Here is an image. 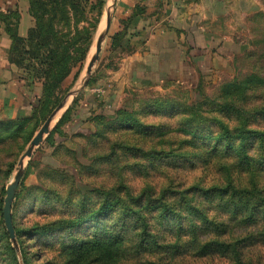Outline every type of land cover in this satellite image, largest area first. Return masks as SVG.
<instances>
[{
    "label": "rangeland",
    "instance_id": "1",
    "mask_svg": "<svg viewBox=\"0 0 264 264\" xmlns=\"http://www.w3.org/2000/svg\"><path fill=\"white\" fill-rule=\"evenodd\" d=\"M22 1L31 3L33 25L16 53L19 69L41 79L47 65H55L54 78L61 69L69 73L51 80L34 117H14L0 108V264H157L159 252L140 249L138 234L121 245L113 262L82 258L75 245L128 235L133 228L129 231L132 221L122 217L124 203L147 195L164 200L170 187L190 201L194 193L186 195L188 189L209 188L221 169L234 167L223 159L224 141L214 137L224 127L264 129V110L252 113L264 104V11L244 20L234 37L242 43L241 53L216 78L143 90L128 86L112 99L107 74L119 60L109 52L110 0H102V9L100 0ZM90 99L98 110L87 117ZM69 100L35 147L49 117ZM78 109L80 120L64 127L65 119L55 129ZM112 198L120 203L94 215ZM174 222L171 217L157 224L163 230ZM171 264L226 263L184 254Z\"/></svg>",
    "mask_w": 264,
    "mask_h": 264
},
{
    "label": "crops",
    "instance_id": "2",
    "mask_svg": "<svg viewBox=\"0 0 264 264\" xmlns=\"http://www.w3.org/2000/svg\"><path fill=\"white\" fill-rule=\"evenodd\" d=\"M108 7L109 52L119 60L107 74L113 99L128 86L216 78L241 53L234 37L245 19L264 11V0H110ZM29 9L22 0H0V108L14 117L30 116L42 94V85H29L19 69L7 31L17 27L24 38L33 25ZM91 99L87 117L98 110ZM79 109L71 123L82 118Z\"/></svg>",
    "mask_w": 264,
    "mask_h": 264
},
{
    "label": "trees",
    "instance_id": "3",
    "mask_svg": "<svg viewBox=\"0 0 264 264\" xmlns=\"http://www.w3.org/2000/svg\"><path fill=\"white\" fill-rule=\"evenodd\" d=\"M103 6L104 2L100 0L98 9ZM7 31L12 39L11 51L16 59L19 44L25 42L19 36L17 27L8 28ZM85 56L86 49L82 54L83 59ZM16 61L19 65V61ZM47 66L45 79L22 71L29 85L38 82L42 85L40 102L32 108L30 117H34L43 98L48 95L51 80L65 78L69 73L68 69H61L54 78L52 72L55 71V65ZM262 110L264 104L256 107L252 113ZM65 119L64 127L72 121L68 116L63 117L55 129L61 127ZM260 125L264 127V122ZM245 127L235 129L234 132L224 127L223 134L214 137L224 141L223 159L235 164L234 169L229 167L220 170L215 185L209 188L196 185L188 189L186 195L194 193L190 201L184 196L182 199L177 197L179 191L170 187L164 200L159 201L147 195V200L133 199L135 202L131 200L124 203L122 217L132 221L129 228V231L133 228L132 231L124 236L81 241L75 245L77 253L80 250L82 258L93 256L97 262H113L121 245L129 242L132 234H138L137 244L140 249L149 252L155 250L154 254L159 252L157 264H171L184 254L185 258L193 255V258L210 262L219 259L226 264H264V254L260 252L264 249V129ZM54 132L47 138L46 145L52 140ZM172 194L175 198L168 200ZM117 203H120L117 198L105 201L94 215L111 210ZM1 211L4 216L3 208ZM171 217L175 218L173 225L160 229L157 223Z\"/></svg>",
    "mask_w": 264,
    "mask_h": 264
},
{
    "label": "water",
    "instance_id": "4",
    "mask_svg": "<svg viewBox=\"0 0 264 264\" xmlns=\"http://www.w3.org/2000/svg\"><path fill=\"white\" fill-rule=\"evenodd\" d=\"M107 25H109L108 22H107ZM97 48H98V49H97V52L95 53V56H94V63H95V61L98 60V58H99V54H100V47H97ZM94 63H92V64L90 65V68H89V70L87 71L88 78H89V75H90V73H91V71H92V68L94 67ZM86 80H88V79H86ZM85 83H86V81H84V82L82 83V85H84ZM73 96H75V95H73ZM69 102H70V100H69L68 102L65 101V102L61 103V104L59 105V107L56 109V111H55V112L49 117V119L47 120L46 124H45L44 127L41 129L38 138H37V139L35 140V142H34L35 147H37L39 144H41L42 141H43V139L46 137V135L49 134V132H50V131H49L50 125L53 123V121H54L55 117L57 116L58 112L61 111V110L64 109V108H66V107L68 106ZM48 131H49V132H48ZM47 132H48V134H46L45 137H43V135H44L45 133H47ZM42 137H43V138H42ZM25 169H26V165L24 164V166H23V168H22V171H21V175H20V177L18 178V180L21 178V176H22V174L24 173Z\"/></svg>",
    "mask_w": 264,
    "mask_h": 264
},
{
    "label": "bare ground",
    "instance_id": "5",
    "mask_svg": "<svg viewBox=\"0 0 264 264\" xmlns=\"http://www.w3.org/2000/svg\"><path fill=\"white\" fill-rule=\"evenodd\" d=\"M53 123H55V122H53Z\"/></svg>",
    "mask_w": 264,
    "mask_h": 264
}]
</instances>
